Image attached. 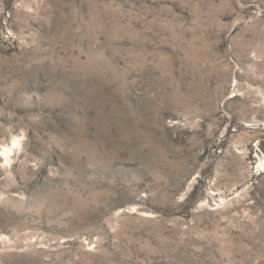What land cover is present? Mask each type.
Wrapping results in <instances>:
<instances>
[{
    "label": "rangeland",
    "instance_id": "1",
    "mask_svg": "<svg viewBox=\"0 0 264 264\" xmlns=\"http://www.w3.org/2000/svg\"><path fill=\"white\" fill-rule=\"evenodd\" d=\"M0 264H264V0H0Z\"/></svg>",
    "mask_w": 264,
    "mask_h": 264
}]
</instances>
